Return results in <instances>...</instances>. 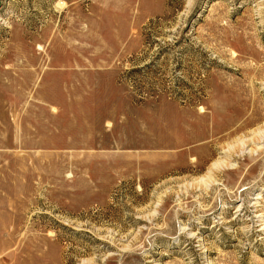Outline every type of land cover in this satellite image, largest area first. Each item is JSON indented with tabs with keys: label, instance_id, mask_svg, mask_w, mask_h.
Masks as SVG:
<instances>
[{
	"label": "rangeland",
	"instance_id": "rangeland-1",
	"mask_svg": "<svg viewBox=\"0 0 264 264\" xmlns=\"http://www.w3.org/2000/svg\"><path fill=\"white\" fill-rule=\"evenodd\" d=\"M0 264H264V0H0Z\"/></svg>",
	"mask_w": 264,
	"mask_h": 264
},
{
	"label": "bare ground",
	"instance_id": "bare-ground-1",
	"mask_svg": "<svg viewBox=\"0 0 264 264\" xmlns=\"http://www.w3.org/2000/svg\"><path fill=\"white\" fill-rule=\"evenodd\" d=\"M260 119V118H259Z\"/></svg>",
	"mask_w": 264,
	"mask_h": 264
}]
</instances>
